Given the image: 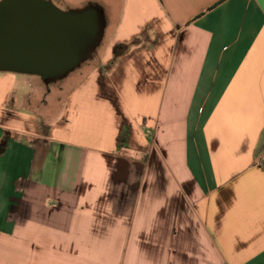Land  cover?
I'll list each match as a JSON object with an SVG mask.
<instances>
[{"label": "crops", "instance_id": "1", "mask_svg": "<svg viewBox=\"0 0 264 264\" xmlns=\"http://www.w3.org/2000/svg\"><path fill=\"white\" fill-rule=\"evenodd\" d=\"M51 1L102 37L55 119L0 72V264H264V0Z\"/></svg>", "mask_w": 264, "mask_h": 264}, {"label": "water", "instance_id": "2", "mask_svg": "<svg viewBox=\"0 0 264 264\" xmlns=\"http://www.w3.org/2000/svg\"><path fill=\"white\" fill-rule=\"evenodd\" d=\"M102 37L96 9H59L51 0H0V72L44 80L65 77Z\"/></svg>", "mask_w": 264, "mask_h": 264}, {"label": "rangeland", "instance_id": "3", "mask_svg": "<svg viewBox=\"0 0 264 264\" xmlns=\"http://www.w3.org/2000/svg\"><path fill=\"white\" fill-rule=\"evenodd\" d=\"M59 9L67 11L66 8ZM93 65L95 62L89 64L87 61L81 67L69 72L65 77L52 81L46 80L47 82L41 81L39 97L44 98L42 102L47 107V117L55 119L59 115L57 111L61 101L88 74Z\"/></svg>", "mask_w": 264, "mask_h": 264}, {"label": "trees", "instance_id": "4", "mask_svg": "<svg viewBox=\"0 0 264 264\" xmlns=\"http://www.w3.org/2000/svg\"><path fill=\"white\" fill-rule=\"evenodd\" d=\"M120 46L115 48V54L118 55L120 53Z\"/></svg>", "mask_w": 264, "mask_h": 264}]
</instances>
